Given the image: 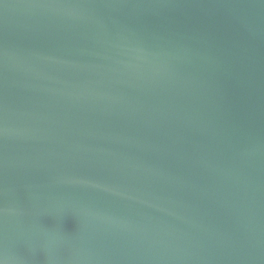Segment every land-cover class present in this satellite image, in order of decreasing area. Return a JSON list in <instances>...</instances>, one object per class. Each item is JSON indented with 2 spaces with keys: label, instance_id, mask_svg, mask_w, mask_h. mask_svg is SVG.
<instances>
[{
  "label": "water",
  "instance_id": "1",
  "mask_svg": "<svg viewBox=\"0 0 264 264\" xmlns=\"http://www.w3.org/2000/svg\"><path fill=\"white\" fill-rule=\"evenodd\" d=\"M0 264H264V0H0Z\"/></svg>",
  "mask_w": 264,
  "mask_h": 264
}]
</instances>
